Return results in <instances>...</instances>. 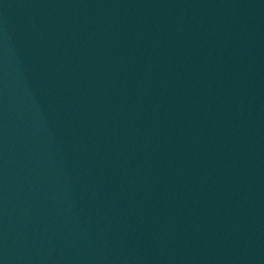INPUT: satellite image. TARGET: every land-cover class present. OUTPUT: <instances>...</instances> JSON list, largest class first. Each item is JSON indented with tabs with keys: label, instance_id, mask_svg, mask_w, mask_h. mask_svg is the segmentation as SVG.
<instances>
[{
	"label": "water",
	"instance_id": "95a60500",
	"mask_svg": "<svg viewBox=\"0 0 264 264\" xmlns=\"http://www.w3.org/2000/svg\"><path fill=\"white\" fill-rule=\"evenodd\" d=\"M0 264H264V0H0Z\"/></svg>",
	"mask_w": 264,
	"mask_h": 264
}]
</instances>
